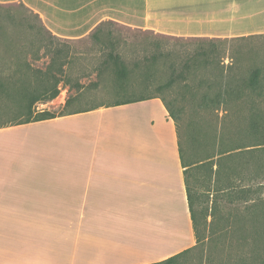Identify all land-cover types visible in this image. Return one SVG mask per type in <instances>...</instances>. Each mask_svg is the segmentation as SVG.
Returning <instances> with one entry per match:
<instances>
[{"label":"crops","instance_id":"1","mask_svg":"<svg viewBox=\"0 0 264 264\" xmlns=\"http://www.w3.org/2000/svg\"><path fill=\"white\" fill-rule=\"evenodd\" d=\"M11 2L66 39L106 21L177 37L264 32V0H0ZM61 117L70 127H38ZM179 147L160 97L0 127V264H152L194 247Z\"/></svg>","mask_w":264,"mask_h":264},{"label":"rangeland","instance_id":"2","mask_svg":"<svg viewBox=\"0 0 264 264\" xmlns=\"http://www.w3.org/2000/svg\"><path fill=\"white\" fill-rule=\"evenodd\" d=\"M19 3H0V81H3L5 88L41 93L45 85L61 79L58 98L36 102L35 111L59 113L100 104L111 105L125 99L126 95L142 92L161 95L176 112L179 137L191 162L201 161L213 151L212 146L204 145L203 137L207 145H212L221 129L225 130L227 146L244 142L248 117L244 108L247 102L231 100L229 107L233 111L229 109V113L223 109L215 111L213 107L200 106L199 94L207 86L206 83L200 84L199 80L209 78L216 71L215 65L200 67L196 76L178 81L163 90H157V87L170 80L173 63L178 65L186 60L194 64L193 55L202 46L208 50L215 49L220 66H224L228 72L249 73L256 67L264 69V32L204 37L202 40L180 39L107 22L100 24L98 39L92 33L100 25L82 38L66 39L56 34L57 38H52L48 31L41 36L38 28L30 29L33 25L37 27L39 21L33 12ZM15 17L18 20H14ZM49 24L55 26L51 22ZM57 30L63 32V29ZM110 54H119L128 67L130 74L124 79L125 88H120L115 77L113 65L109 62ZM12 79L17 80L12 82ZM145 81L147 90L144 88ZM62 92L65 101L61 103L59 96ZM193 93H196L195 96ZM20 96L18 99L1 96L0 125L24 119ZM259 105L264 109V101ZM64 118L67 117L46 121L38 127L62 131L70 127V119ZM20 130L24 131V128L7 131ZM195 137L199 138V142L193 140ZM238 162L237 159L234 161L238 168L244 167ZM250 168L255 170L253 165ZM252 170L246 174L247 179L236 181L232 189L220 191L214 177H209L204 170L197 173L198 180L190 183L199 197L196 209L213 214L209 215L207 223L200 218L203 238L178 259V264L264 262V174L257 178ZM76 264H104V261H77Z\"/></svg>","mask_w":264,"mask_h":264},{"label":"trees","instance_id":"3","mask_svg":"<svg viewBox=\"0 0 264 264\" xmlns=\"http://www.w3.org/2000/svg\"><path fill=\"white\" fill-rule=\"evenodd\" d=\"M21 6L26 7L28 10L34 13V16L39 21V25L36 27H30L31 30H35L38 28V34L43 35L44 31H48L49 35L52 38H57L55 34H52L50 29L45 25L39 13L34 12L24 3H19ZM17 18L15 17L14 20ZM18 20V19H17ZM20 21H23L19 18ZM114 23L113 21H106L103 23ZM100 26L92 33V36H95L97 39L100 36ZM47 32V33H48ZM172 38H180V39H205L204 37H177V36H168ZM202 45H200L201 47ZM216 47V46H215ZM214 47V48H215ZM215 49H206L205 47H201L198 51L193 55L194 64L190 61H184L181 64L173 63L172 64V75L169 81L165 84L157 87V90H163L167 87L172 86L174 83L178 81H185L190 78V76H196L200 70V67H207L208 65H215L216 71L212 72L211 76L207 79H201L200 84L206 83L207 88L204 92H202L200 100L201 107H213V110L223 109L227 113H229V109L233 111L232 107H229L230 101H239L244 100L247 102V107L244 108L245 115L248 116L246 118L247 126L245 129L246 138L243 143L235 146H227L224 138H225V130H220L219 134L217 133V138L212 145H207L205 143V139L203 137L204 145L209 147H213V151L208 153L201 161L191 162L186 157V153L183 149L181 140H180V159L182 166L184 168L188 203L191 211V217L194 224L195 234L197 238V243L200 242L203 238L202 231L200 230V218L205 219L207 223L208 217L210 213L206 210L200 209L198 211L196 209L197 199L199 198L197 192L191 187L190 183H193L198 180L199 172L203 171L207 173L210 177H214V182L218 187V190H229L232 189L234 183L238 180L247 179L246 174L250 173L252 170L250 165L255 167L254 176L260 178L264 174V109L259 105L262 101H264V69L260 67L253 68L249 73L243 71L233 70L228 72L224 66H220V61L216 58ZM215 54V56H212ZM109 62L112 63L115 77L119 82L120 88H125L126 83L124 79L128 77L130 74L128 67L125 64V61L119 54H110ZM213 58V59H212ZM108 59V60H109ZM53 62V61H51ZM199 69V70H198ZM63 73V70L61 71ZM55 77V75L47 73ZM50 77V76H49ZM17 79H12V82H15ZM61 79L57 78L55 82L51 85H45L41 93H32L29 90L24 89H12L5 88L3 85V81H0V98L2 95H7L10 98L18 99V95L22 98V111L24 112V119L18 121L17 123L10 124H2L0 127L28 123L33 121H41L47 120L51 118H55L57 116L77 113L87 109L80 110H66L60 111L59 113H55L49 110L35 111L34 104L41 100H53L59 94V83ZM18 82V81H17ZM45 82V81H44ZM145 85V90L147 85V81L143 82ZM196 93H193L195 96ZM198 94V93H197ZM160 97L169 113L170 116L174 119L176 126L179 128L178 116L176 112L171 108L170 104L161 96V95H152V94H144L142 92L133 93L132 95H126V98L120 101H117L111 105H118L122 103H129L138 100ZM251 101V102H250ZM69 104V100L67 101ZM219 116V115H218ZM224 128V127H223ZM179 133V132H178ZM193 140L199 142V138L195 137ZM237 159L238 163H242V168H238L234 161ZM231 162H233V165ZM241 167V166H240ZM253 174V173H252ZM238 178V179H236ZM219 185L222 186L219 188ZM191 248L183 250L179 253H176L162 261L155 262L152 264H178V259L185 255ZM264 261V260H263ZM240 264H253L251 261H244ZM264 264V262L259 263Z\"/></svg>","mask_w":264,"mask_h":264},{"label":"built area","instance_id":"4","mask_svg":"<svg viewBox=\"0 0 264 264\" xmlns=\"http://www.w3.org/2000/svg\"><path fill=\"white\" fill-rule=\"evenodd\" d=\"M58 98V97H57ZM61 103L64 102L65 100V95L63 94V92L61 93V95L59 96Z\"/></svg>","mask_w":264,"mask_h":264}]
</instances>
